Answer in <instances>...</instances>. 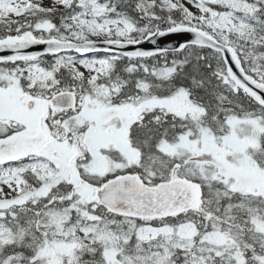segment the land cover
Masks as SVG:
<instances>
[{
	"label": "snow or ice",
	"instance_id": "snow-or-ice-1",
	"mask_svg": "<svg viewBox=\"0 0 264 264\" xmlns=\"http://www.w3.org/2000/svg\"><path fill=\"white\" fill-rule=\"evenodd\" d=\"M0 264H264V0H0Z\"/></svg>",
	"mask_w": 264,
	"mask_h": 264
}]
</instances>
